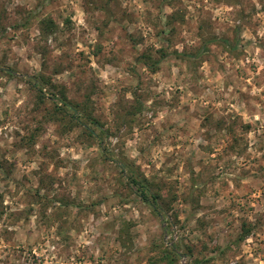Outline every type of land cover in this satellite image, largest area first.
Listing matches in <instances>:
<instances>
[{
	"label": "rangeland",
	"instance_id": "1",
	"mask_svg": "<svg viewBox=\"0 0 264 264\" xmlns=\"http://www.w3.org/2000/svg\"><path fill=\"white\" fill-rule=\"evenodd\" d=\"M37 3L0 0V264H264V0Z\"/></svg>",
	"mask_w": 264,
	"mask_h": 264
},
{
	"label": "trees",
	"instance_id": "2",
	"mask_svg": "<svg viewBox=\"0 0 264 264\" xmlns=\"http://www.w3.org/2000/svg\"><path fill=\"white\" fill-rule=\"evenodd\" d=\"M50 0H38L37 6H44L47 3H49ZM32 14L30 15V17ZM41 26L46 32H52L55 28L54 22L50 18H46L42 20ZM143 61L147 64L149 62L151 71H155L157 69V63L159 60H153L151 59L150 55H144L143 54ZM42 78V77H41ZM40 78V79H41ZM49 84L51 87L55 88L56 86L51 84L48 80L41 79V83L36 82V88H37V96L39 98V101L42 102L45 98L44 93L42 92V85ZM58 95V96H56ZM53 96L56 98L55 107H54V113L58 116V121H63L67 119V121L74 123V125H81L82 117L89 118L90 113L84 112V108L81 107L79 103L73 102L69 100L65 94L64 89L59 88L56 93H53ZM84 115H82L81 113ZM75 113H79L78 116H76ZM93 124L96 125L95 121H93ZM87 133L90 136H93V131L91 129L85 128ZM33 139V135L30 136V140ZM121 167V171L125 172V177L127 179V184L130 186L131 189L138 195V197L146 203L154 213L157 215L161 214V208L158 205V201L161 199V194L159 190H153V186L151 182L142 174L134 170L133 167H131V164L127 162H122L119 164ZM1 197V196H0ZM248 234V230H244L240 238L243 239ZM178 257V252L176 246H172L171 248L165 249L162 252L161 258L163 260L167 261V264H175V261Z\"/></svg>",
	"mask_w": 264,
	"mask_h": 264
}]
</instances>
